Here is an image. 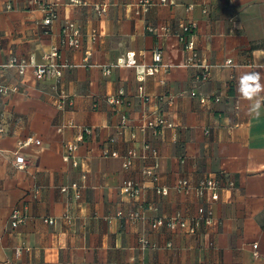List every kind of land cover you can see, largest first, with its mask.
Here are the masks:
<instances>
[{
  "label": "crops",
  "instance_id": "1",
  "mask_svg": "<svg viewBox=\"0 0 264 264\" xmlns=\"http://www.w3.org/2000/svg\"><path fill=\"white\" fill-rule=\"evenodd\" d=\"M72 1L40 0L57 15L45 26L40 5L12 0L6 11L0 0L2 63L16 57L41 65L57 48L68 66L59 81L37 80L32 68L24 76L0 72L4 85L19 89L0 95L6 129L0 137V264H264V91L250 101L238 90L241 76L252 73L264 86V0H167L139 15V0ZM99 5H107L102 16ZM66 21L82 29L76 50L64 43ZM181 24L196 25L187 39L200 62L214 66L207 82L197 79L200 68L186 66L190 53L180 41ZM148 27L171 33L154 36ZM158 50L167 69L140 82L138 72L153 64ZM130 52L142 68L113 67ZM229 59L235 67L225 66ZM117 96L123 103L111 104ZM201 97L208 98L205 104ZM154 114L172 128L158 134L144 129ZM28 137L40 144L20 152L28 164L17 170L16 145ZM69 142L78 145L76 167L63 159ZM146 143L156 157L144 153ZM132 149L137 156L126 170ZM106 152L120 157L105 158ZM155 162L156 183L143 173ZM221 175L235 182L233 190L222 191L216 202L208 192L198 196L201 181ZM129 179L141 186L136 198L121 193ZM180 181L188 182V194L175 189ZM73 183L82 186L79 199ZM201 207L212 211L214 222L196 235L152 227L176 215L190 221ZM15 208H22L24 222L12 228ZM133 212L140 218L132 219Z\"/></svg>",
  "mask_w": 264,
  "mask_h": 264
},
{
  "label": "built area",
  "instance_id": "2",
  "mask_svg": "<svg viewBox=\"0 0 264 264\" xmlns=\"http://www.w3.org/2000/svg\"><path fill=\"white\" fill-rule=\"evenodd\" d=\"M75 4H79V1H72ZM30 3L33 5H40L46 12L47 17L44 20L45 26H50L53 21L57 18L56 12L54 9L48 5H43L40 3V0H30ZM168 3L167 0H160L157 2L156 0H139V2L136 4V14L146 13L149 11L152 7L162 4L166 5ZM5 10L10 11L12 10V0H6L5 4ZM95 11L98 13V15L102 16L107 12V5H99L95 7ZM1 12V10H0ZM195 24H181V35L180 41L184 46V49L190 53V56L187 59L186 66L188 67H198L200 68V73L198 75V80L200 82H207L210 80L212 76V70L214 68L213 65H207L200 62V58L198 55V52L196 50V45L193 41H189L187 39V36L193 31L195 28ZM148 32L151 35L154 36H163L168 35L171 33V30L168 27H148ZM62 36L65 45H67L71 49H78L81 46V42L83 39V32L80 26L77 24L66 21L63 26L62 30ZM98 34L96 31H94L90 38L91 41L94 42L97 40ZM61 54L59 49L54 48L52 51L44 56V64L41 65H33L31 62H27L25 60L17 59L16 57L11 58L7 63H2L0 61V72L6 69H14L19 76H24L26 72L32 68L33 74L37 80L40 81H51L56 80L59 81L62 77V71L63 69L67 68L68 66L65 63H62L61 61ZM231 61V63H229ZM225 66L227 67H235L233 61L229 59L226 61ZM113 67H130L139 69L140 67L136 55L133 52L126 53V55L122 58H120L116 64L113 65ZM167 69V66L163 65L162 60V53L161 51H155L153 53V64L149 67H144L140 72H138V80L140 82H143L146 77H151L159 73L161 70ZM107 74H109V70L105 71ZM17 86H10V85H4L2 83V80L0 78V95L6 96L9 93L18 92ZM139 94L141 97L144 96V87L142 85L138 88ZM190 95L192 97L196 96L195 91H191ZM207 97H201L200 102L205 104L207 102ZM215 102H219L220 98L216 97L214 99ZM109 102L113 105L121 104L123 103L122 98L120 96L112 97L109 99ZM122 123H126V118L122 117ZM172 124L169 123L163 116H160L159 114H154L149 117V119L145 122L144 129L147 128L151 130L154 134H158L162 130L166 128H172ZM86 133H89V130H85ZM207 133V132H206ZM6 134V129L4 127V123L0 120V137ZM78 141H81V136L78 137ZM77 142V141H76ZM76 142H69L64 145V156L63 159L67 163H71L74 167L78 165L77 159H76V152L78 149V145ZM37 144L39 145L40 142L35 140L32 137H28L25 140H20L17 142L16 145V151H15V167L17 170H24L28 164L27 160L20 154V152L33 145ZM144 153L147 154L148 152H151L153 157L157 156V151L155 149H152L149 144H144L143 147ZM137 153L135 150H130L127 155L124 158L123 162V168L128 169L130 168L132 161L136 158ZM3 157L2 150L0 149V161ZM104 157H112V158H118L120 155L117 152H111V153H104ZM148 157V156H147ZM145 155V158H147ZM158 168V164L155 162L152 164V166L146 168L144 170V174L148 176L154 183L158 181V176L156 175V169ZM85 178V176H83ZM71 188L75 191V197L79 199L81 197V191L82 186L78 185L77 183H73L71 185ZM235 188V182L231 179H228L221 175L220 177H210L207 179H204L199 183V185L196 187L195 191L198 194V196H203L204 192H208L210 195V200L212 202H216L220 198V193L224 190L231 191ZM178 192L182 193H189V185L187 181H180L178 182L176 188ZM67 191V188L61 189V192L65 193ZM141 192V186L133 181V180H125L123 183V186L121 187V193L125 196H129L132 198H136L140 195ZM156 193L162 196L168 195L167 189L164 188H157ZM22 208H15L11 215H10V225L12 228H17L19 225L23 224L24 222V215L22 212ZM123 215L122 212H119L117 214L118 217H121ZM130 217L132 219H139L140 215L137 212L130 213ZM44 222L53 225L54 220L53 219H44ZM213 214L212 211L209 209H205L203 207L198 209L197 215L190 221L182 218L180 215L172 216L169 218H159L154 220L152 227L153 229H158L160 227H167L170 231H176L178 229L186 231L190 235H196L200 228L202 226L209 227L213 224ZM140 242L142 243V246H146L147 242L144 239H141ZM16 255H20V249L16 250Z\"/></svg>",
  "mask_w": 264,
  "mask_h": 264
},
{
  "label": "clouds",
  "instance_id": "3",
  "mask_svg": "<svg viewBox=\"0 0 264 264\" xmlns=\"http://www.w3.org/2000/svg\"><path fill=\"white\" fill-rule=\"evenodd\" d=\"M229 63H231V61H229ZM259 80L260 75L258 73L241 76L238 90L245 99L251 101L254 97H257L260 92L264 91V86L259 83ZM260 102V99H256L253 105L254 109H259Z\"/></svg>",
  "mask_w": 264,
  "mask_h": 264
}]
</instances>
